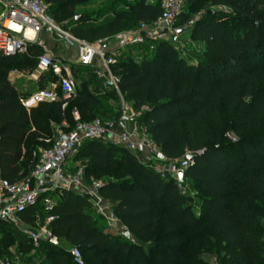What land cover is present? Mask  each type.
Returning a JSON list of instances; mask_svg holds the SVG:
<instances>
[{
	"label": "trees",
	"instance_id": "16d2710c",
	"mask_svg": "<svg viewBox=\"0 0 264 264\" xmlns=\"http://www.w3.org/2000/svg\"><path fill=\"white\" fill-rule=\"evenodd\" d=\"M90 1L49 0L50 17L57 24L73 19L65 30L97 44L152 25L162 13L159 2L117 0L76 19V9ZM208 7L229 14L207 13ZM201 12L190 33L191 42L204 47L199 61L160 42L152 52L131 48L120 53L112 67L121 95L152 143L173 162L194 156V166L184 171L182 183L163 180L123 148L86 143L74 155L89 160L81 170L84 182H102L100 196L130 239L109 230L86 197L60 191L50 214L58 245L41 243L40 264H74L61 243L79 249L84 264H208V256H215L216 264H264V0H187L178 27ZM34 54L41 55L38 47ZM21 57L0 59V177L10 183L23 179L27 142L36 143L37 154L49 147L44 141L55 134L53 126H73L75 110L83 123L119 115L117 108L102 114L101 94L83 78L70 100L27 110L8 80ZM70 68L76 77V67ZM19 69L30 70L24 64ZM103 93L117 97L107 89ZM68 165L70 159L68 170L80 171ZM186 184L196 191L183 194ZM14 246L23 254L31 251L0 224V258Z\"/></svg>",
	"mask_w": 264,
	"mask_h": 264
},
{
	"label": "built area",
	"instance_id": "2783aa9c",
	"mask_svg": "<svg viewBox=\"0 0 264 264\" xmlns=\"http://www.w3.org/2000/svg\"><path fill=\"white\" fill-rule=\"evenodd\" d=\"M186 1L163 0L161 16L154 24L142 25L137 31L124 32L111 40L90 44L65 30L66 24L53 21L49 13V0H0V59L27 55L39 46L43 37L49 36L66 47L76 48L77 65L93 69L105 89L116 92L122 98L119 115L115 120L83 123L79 112L75 110L72 113L73 126L66 122L61 124L52 138L44 141L49 147L38 150V161L29 176L15 183L0 177V224L12 226L31 247L28 254H23L16 246L10 252L15 256V263L0 258V264H34L27 259L35 257L41 243L53 236L50 230L53 218L50 214L56 202L54 195L60 191L86 197L96 215L102 216L110 227L124 232V227L111 214L109 204L100 196L102 182L87 184L82 171L73 174L67 168V160L86 143L98 141L123 148L163 180L180 183L179 172L194 166V161H187L188 156L183 161L168 160L152 143L146 130L139 125L138 114L133 106L125 102L121 95L119 79L112 72L120 53L131 48H144L152 52L160 42L180 47L183 29L178 27L177 22ZM29 31L33 38L27 36ZM37 63L39 71L51 74L55 81L48 89L39 90L21 100L27 110L42 103L68 101L76 95V81L71 68L63 60L50 53H42ZM14 74H9V81ZM262 247L264 254V237ZM69 252L74 264H84L79 249L71 248Z\"/></svg>",
	"mask_w": 264,
	"mask_h": 264
},
{
	"label": "rangeland",
	"instance_id": "374dc122",
	"mask_svg": "<svg viewBox=\"0 0 264 264\" xmlns=\"http://www.w3.org/2000/svg\"><path fill=\"white\" fill-rule=\"evenodd\" d=\"M117 0H92L90 2H86L85 4H83L82 6L78 7L75 11V16L76 19H80L83 17H88L92 14H96L100 11H104L106 10L108 7H110L112 4H114ZM133 0H119V2L122 3H130ZM163 0H150V2H159L160 4H162ZM207 13H221V14H229V11H227L226 9L223 8H206L205 10ZM204 15V12H201L200 14L194 16L190 22L189 25L185 26V27H180L181 29H183V34H182V45L180 47H176L178 52H180V55L182 57H186L187 59L192 58L195 62L199 61L202 58V53L204 50V47L200 44H196L191 42L190 40V33H191V29L193 27V25L195 24V22L197 20H199L200 18H202V16ZM73 22V19L69 20L68 22H66V27L67 29H71V23ZM62 44V43H60ZM63 45V44H62ZM65 46V45H63ZM66 47V46H65ZM113 45H111L110 48H112ZM36 51V48H33L31 51H29V53L27 55H23V57H21V60L15 63V68L16 70L12 71L15 74H21V73H26L29 75H32L34 73H36V70H38L37 67H35V62H36V58H38L34 52ZM75 53H73L74 55ZM24 64L29 66L28 71H20V66ZM101 99H103L102 101V105L99 107V109L101 110L102 114L105 115V113H110L111 114V110H113L114 108L120 109V105L122 103V98H120L118 95L116 97V99H113L112 96L110 97V95L107 93H102L100 96ZM125 100V99H124ZM126 102V101H125ZM104 118L108 121L111 120L110 117L108 116H104ZM59 126L54 125L53 129L54 131H56V129ZM232 142H234L235 140L232 139ZM34 147H36V143L33 140H29L26 144L25 150H24V156L22 159V169L24 171V175H30L31 170L34 168L35 162H36V157H37V152L32 150ZM70 159L71 165L68 167L71 169H75V168H79L80 171L84 170L88 165H89V160L87 158H83V157H75L72 156ZM184 191L186 192H192V191H196V189L194 188V186L192 184H186L185 187H183ZM195 210H197V208H195ZM107 228L113 232H115L117 235H121L122 231H120V229H117L116 227L112 228L110 227L107 223ZM9 228H11V230H13L17 237L18 240H25V238L19 234L12 226H8ZM61 246L66 249V250H70L68 245L65 243H61ZM14 248H16V246L14 247H10L7 250V253L9 254H3L1 256V259L6 260L9 259L11 260L13 263H15V256L13 254H11L10 252L12 250H14ZM6 252V251H5ZM19 254V253H18ZM28 262H33L34 264H40V261L37 257V255L31 259H27ZM206 262L208 264H216L215 263V256H208L206 258ZM119 264V263H117Z\"/></svg>",
	"mask_w": 264,
	"mask_h": 264
},
{
	"label": "crops",
	"instance_id": "0c3cea01",
	"mask_svg": "<svg viewBox=\"0 0 264 264\" xmlns=\"http://www.w3.org/2000/svg\"><path fill=\"white\" fill-rule=\"evenodd\" d=\"M38 50L41 51V54L50 53L55 58L63 60L64 63L69 67L75 66L77 72L76 77H73L77 84H79V79L83 78L93 83L91 85L92 92L94 91L95 93L100 95L105 91L103 82L96 78L93 69L90 68L92 71L87 72L84 68L87 69L88 67L77 65L78 50L76 48L65 47L59 42L51 39L49 36H45L39 43ZM73 53L75 54L73 55ZM10 80L11 81L9 82L17 90L22 100L30 97L32 94L36 93L39 90L48 89L50 87V84L53 82V76H51V74L49 73H42L38 69L36 70V73L32 75L26 73L14 74V76H10ZM21 175L22 178H24L25 175L23 169L21 170Z\"/></svg>",
	"mask_w": 264,
	"mask_h": 264
},
{
	"label": "water",
	"instance_id": "95a60500",
	"mask_svg": "<svg viewBox=\"0 0 264 264\" xmlns=\"http://www.w3.org/2000/svg\"><path fill=\"white\" fill-rule=\"evenodd\" d=\"M187 161H188V162L195 161V157H194V156H188V157H187ZM183 176H184V171L179 172V174H178V179H179V182H180V183H182ZM123 236H124L126 239H130V233H129L127 230H124V232H123ZM48 243L57 246V245H58V240H57L56 237L52 236V237L48 240Z\"/></svg>",
	"mask_w": 264,
	"mask_h": 264
},
{
	"label": "bare ground",
	"instance_id": "6f19581e",
	"mask_svg": "<svg viewBox=\"0 0 264 264\" xmlns=\"http://www.w3.org/2000/svg\"><path fill=\"white\" fill-rule=\"evenodd\" d=\"M27 36L29 37V38H33V34L29 31V32H27Z\"/></svg>",
	"mask_w": 264,
	"mask_h": 264
}]
</instances>
